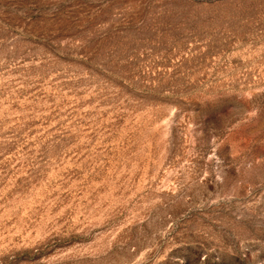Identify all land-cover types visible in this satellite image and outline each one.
I'll list each match as a JSON object with an SVG mask.
<instances>
[{"label": "rangeland", "instance_id": "374dc122", "mask_svg": "<svg viewBox=\"0 0 264 264\" xmlns=\"http://www.w3.org/2000/svg\"><path fill=\"white\" fill-rule=\"evenodd\" d=\"M0 264H264V0H0Z\"/></svg>", "mask_w": 264, "mask_h": 264}]
</instances>
